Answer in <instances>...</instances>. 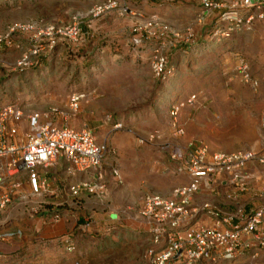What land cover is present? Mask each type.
<instances>
[{"label": "rangeland", "instance_id": "obj_1", "mask_svg": "<svg viewBox=\"0 0 264 264\" xmlns=\"http://www.w3.org/2000/svg\"><path fill=\"white\" fill-rule=\"evenodd\" d=\"M134 1L126 3L133 5ZM98 3L20 0L14 7L0 5V34L15 22H36L40 29L54 26L61 30L76 24V33L61 37L51 50L43 41L44 49L23 70L16 68V63L28 52L29 34H16L15 39L24 43L0 51V104L17 103L25 114L46 112L54 106L67 109L71 92H83L77 115L67 122L57 121L89 125L96 140L108 144L102 162L106 196L101 199L86 194L91 200L90 214L85 215L88 226L79 232L75 249L65 255V260L53 264H152L148 256L151 236L141 214L144 199L153 194L169 197L175 185L187 180L173 174L174 162L161 150V143L183 147L203 144L212 152L251 149L264 154V130L260 127L263 97L241 80L236 69L240 56L248 62L253 76L264 78V65L259 62L264 57V29L259 33L255 26L204 49L201 44L211 40L213 26L208 37V25L197 26L198 36L203 37L198 39L197 24L175 15L162 17L172 28L195 35L189 54L174 52L168 56L175 66L173 75L163 80L154 75L149 64L156 41L140 49L131 48L132 29L143 20L122 16L115 9L95 15ZM140 12L145 17L151 15ZM147 44L152 47L147 48ZM166 47L169 54L173 48ZM193 93L198 94L196 102L184 105L178 114L184 134L177 136L171 127L170 107ZM109 115L122 121L123 127L113 129L106 123ZM153 132L161 138L139 142ZM113 166L119 169L121 183L113 178ZM52 177L63 187L92 175H70L66 168ZM109 216H114L115 223ZM199 225L197 222L194 227ZM15 264L51 263L34 257Z\"/></svg>", "mask_w": 264, "mask_h": 264}, {"label": "built area", "instance_id": "obj_2", "mask_svg": "<svg viewBox=\"0 0 264 264\" xmlns=\"http://www.w3.org/2000/svg\"><path fill=\"white\" fill-rule=\"evenodd\" d=\"M199 1L204 8L199 21L213 10L224 9L210 36L214 41L252 30L256 20L264 19V0H232L229 3ZM112 9L122 16L143 20V24L136 23L138 26L132 29L131 48L140 49L147 42L156 41L152 47L150 67L156 77L163 80L169 78L174 68L169 65L166 46L193 44L194 33H182L172 28L157 14L145 17L140 11H134L126 0H101L93 13L100 15ZM73 32L76 33L75 23L67 30H61L54 26L40 29L36 22H15L0 34V51L20 47L15 35L29 34L28 52L16 63V68L23 70L31 63V58L44 49L43 41L51 50L61 37ZM167 37H170L169 41ZM236 69L245 84L254 91L262 89L264 93V80L253 76L245 59L238 58ZM83 97V92L74 91L69 96L67 109L54 106L46 112L31 111L26 114L17 103L0 104V214L9 206H17L30 216L34 225L40 224L35 228L36 232H40L44 221L39 214L49 213V225H55L63 218L59 213L49 212V204H67L77 208V200L82 192L101 199L106 196L102 162L108 151L107 142H98L88 125L74 129L66 123L60 126L54 124L57 118L67 122L76 116ZM197 97L198 94L193 93L184 102L172 103L170 117L175 135L184 134V129L177 121L180 109L184 105L194 104ZM22 118L26 121L24 128H20ZM105 119L113 129H120L124 125L120 120L113 121L110 115ZM260 127L264 130V106ZM160 138V134L153 132L141 137L139 142L148 143ZM160 148L174 162L173 174L183 175L187 180L175 185L169 197L153 194L144 199L141 214L151 235L148 256L152 264H200L203 261H215L218 257L233 260L246 249H252L253 256L258 254V250H264V229H260L264 218L263 207L255 208L248 214L240 207L233 212L222 213L213 202L194 203L195 195L203 189L213 190L227 181L228 185L245 190L244 169L247 163H264V154L251 149L212 152L203 144L183 147L161 143ZM58 158L64 160L70 175L85 173L92 177L66 184L60 192L51 189L45 176ZM111 173L115 181L121 183V174L116 166L112 167ZM261 191L264 192V186ZM227 199L235 202L231 194L227 193ZM201 215L213 218L214 223L194 227ZM69 233L61 235L68 237ZM14 236L17 239L12 249H0V255L17 253L23 244L21 234L0 232V242H7ZM68 249H73V246Z\"/></svg>", "mask_w": 264, "mask_h": 264}, {"label": "crops", "instance_id": "obj_3", "mask_svg": "<svg viewBox=\"0 0 264 264\" xmlns=\"http://www.w3.org/2000/svg\"><path fill=\"white\" fill-rule=\"evenodd\" d=\"M76 1L81 3H93L101 0ZM214 1L219 3H229L232 0ZM129 6L132 9L143 11L146 14H157L161 17H164L165 19H167L168 17H173L172 15H175L176 17H179L181 19L187 18L188 22L192 21L194 24H197L195 27V34L197 38L199 37L198 39H203V37L198 36L197 26L208 25L207 28L209 31H205V33L207 32L205 37H208L211 32L212 26H216L220 14L224 11V9L213 10L212 13L203 18V20L199 21V15L204 9L199 0H170L167 2H157L155 0H136L134 1L133 5ZM255 26H258L259 33L260 31H263L264 19L256 20L253 27ZM239 33L243 34L245 33V31ZM151 45L152 44H147L146 46L147 48H151L152 46H154ZM191 47L192 46L179 48L173 46V49L168 55L171 57L174 52V55H176V52L189 54ZM238 58L242 57L239 56ZM172 60L169 62V65L174 67L175 65ZM259 62L264 65V57H261V61ZM260 80H264V78H261ZM257 92L262 95L264 106V93L262 89H259ZM54 124L57 126L63 125L62 122L59 123L58 121L54 122ZM70 125L69 126L74 129L81 128L75 121L71 122ZM20 128H24V125H22V123H20ZM260 165L262 166L264 165V163H259L256 161L247 163L244 169V173L246 174V178L244 180V184L246 186L245 190H241L236 186L233 187L231 185H228L227 181L225 185L220 184L213 190L203 189L200 193L195 195L194 203L200 204L205 201L213 202L221 209L222 213L233 212L237 207H240L245 214L250 213L253 209L258 207L264 208V192L261 191L262 187L264 186V171H260L261 169H264V167L261 168ZM66 168L67 165L62 158H58L50 167V170L49 172H47L45 177L51 189L55 191L59 190V192L62 191L63 187H61V184L55 181V178L53 179L52 176L53 173H61ZM227 193L234 196L235 202L233 200L230 201L227 199ZM86 194L87 193L85 192H82L80 194V197L77 200V202L80 203V207H77L78 209L72 210V208H70L72 206L69 207L67 205L68 207L66 206V209L63 212L64 214L62 215V220L55 225L48 224L47 221H49L50 218L49 213H42L43 215L39 214V216H41L44 221L43 225H41L40 232L35 231V228L40 225L39 223L37 225H34L33 220L28 214L20 210L17 206H9L3 213L0 214V232L10 231L21 234L20 238L22 239L23 244L20 248L21 252L13 255H2L0 256V262L2 261L4 264V262L10 261L11 257L15 258L14 261L18 262L21 260H25L26 258L30 259L34 257H43L44 261H49V263L51 264L55 263L57 260H65L64 257L67 252L63 250V248L59 245V241L55 238L65 232L73 231L75 234H79L80 230L83 231L85 229V226H88L85 215L90 214L89 210L91 209V200L89 197H87ZM109 218L114 222V216L113 218L112 216H109ZM197 222L201 223V225L207 226L212 225L214 223V220L209 216L201 215L195 221V223ZM260 229H264V218L263 222L260 225ZM143 233L145 232L143 231ZM16 239L17 237L14 236L7 240V242H0V249L10 251L12 249V244ZM57 249H59V254L57 253ZM51 257H53L54 259L51 260ZM13 264L15 263L13 262ZM200 264H264V250H258V254L256 256H253V250L246 249L233 260H226L218 257L215 261H203Z\"/></svg>", "mask_w": 264, "mask_h": 264}, {"label": "trees", "instance_id": "obj_4", "mask_svg": "<svg viewBox=\"0 0 264 264\" xmlns=\"http://www.w3.org/2000/svg\"><path fill=\"white\" fill-rule=\"evenodd\" d=\"M1 6L4 8V7H14L16 6L18 3H20V0H1ZM36 1H39V0H21V2H28V3H34ZM0 6V7H1ZM236 34H239V33H235ZM16 36V35H15ZM233 36V35H232ZM232 36L228 37V38H223L221 41H227L229 39L232 38ZM15 38V37H14ZM16 40V39H15ZM17 41V44L20 46L24 43V41L22 40H16ZM216 43V41H211V40H207L206 44L205 43H202L201 46H203V48L205 49L206 47H209L212 43ZM188 46H193V44H190V45H187V44H182L180 46L181 47H188ZM195 47L196 46H199L197 44L194 45ZM212 46V45H211ZM210 46V47H211ZM15 48H18L17 46L13 47V49ZM171 66V65H170ZM173 75V72L170 74L169 78ZM75 91V90H74ZM72 91V92H74ZM77 91V90H76ZM71 92V93H72ZM113 121L115 120H119L118 118H112ZM122 122V121H121ZM66 206L67 204H59V205H54V204H49L48 205V211L51 212V213H59L60 215H63L64 213V210L66 209ZM68 207V206H67ZM70 207V206H69ZM80 207V203L78 202V208ZM73 209H78V208H74V207H70ZM82 230H80L81 232ZM78 234H75L73 231L69 233V236L68 237H65V236H57L55 239H57L59 241V245L63 248L64 251H66L67 253H70L72 252L74 249H75V246H76V243H75V238L77 237ZM70 246H73V249L69 250L68 248ZM21 252V250H19L17 253ZM17 253H14V254H17ZM10 255H13V254H10ZM2 256V255H0ZM15 258L11 257L10 261L8 262H4V264H13L18 262V261H14ZM0 264H3V262L1 261Z\"/></svg>", "mask_w": 264, "mask_h": 264}]
</instances>
